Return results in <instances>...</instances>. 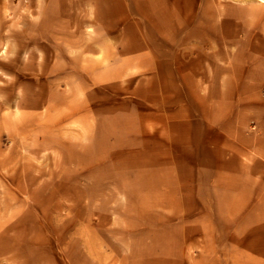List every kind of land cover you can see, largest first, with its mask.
Masks as SVG:
<instances>
[{
    "label": "rangeland",
    "instance_id": "rangeland-1",
    "mask_svg": "<svg viewBox=\"0 0 264 264\" xmlns=\"http://www.w3.org/2000/svg\"><path fill=\"white\" fill-rule=\"evenodd\" d=\"M0 264H264V0H0Z\"/></svg>",
    "mask_w": 264,
    "mask_h": 264
}]
</instances>
